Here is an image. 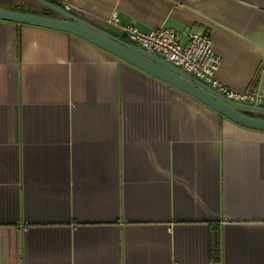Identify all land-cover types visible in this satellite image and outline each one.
<instances>
[{
  "label": "crops",
  "instance_id": "0c3cea01",
  "mask_svg": "<svg viewBox=\"0 0 264 264\" xmlns=\"http://www.w3.org/2000/svg\"><path fill=\"white\" fill-rule=\"evenodd\" d=\"M59 1L128 43L127 26L206 33L217 79L264 91V0ZM0 264H264V132L75 35L0 21Z\"/></svg>",
  "mask_w": 264,
  "mask_h": 264
},
{
  "label": "water",
  "instance_id": "95a60500",
  "mask_svg": "<svg viewBox=\"0 0 264 264\" xmlns=\"http://www.w3.org/2000/svg\"><path fill=\"white\" fill-rule=\"evenodd\" d=\"M17 0H0V21L39 27L75 35L95 45L115 57L150 74L175 89L187 94L217 112L234 124L251 130L264 132V107L238 104L226 100L211 88L165 62L160 57L148 53L136 45L125 42L91 23L64 11L46 0H29L25 10L11 8ZM51 10L59 18L40 15V11Z\"/></svg>",
  "mask_w": 264,
  "mask_h": 264
},
{
  "label": "built area",
  "instance_id": "2783aa9c",
  "mask_svg": "<svg viewBox=\"0 0 264 264\" xmlns=\"http://www.w3.org/2000/svg\"><path fill=\"white\" fill-rule=\"evenodd\" d=\"M61 4V9L72 13L68 4L64 2ZM108 22L117 24L116 15H112ZM123 35L130 44L160 57L230 102L254 106H261L263 103L264 91L261 88L256 87L250 91L236 92L227 88L217 79L216 72L220 65V59L213 52V44L206 33H189L185 43L179 41L173 29L165 27L142 32L134 26H127L123 30Z\"/></svg>",
  "mask_w": 264,
  "mask_h": 264
},
{
  "label": "trees",
  "instance_id": "16d2710c",
  "mask_svg": "<svg viewBox=\"0 0 264 264\" xmlns=\"http://www.w3.org/2000/svg\"><path fill=\"white\" fill-rule=\"evenodd\" d=\"M28 1L29 0H17L11 9L14 11H21L22 12L23 10H25L24 9V3L28 2ZM46 1H48L49 3L55 5L59 8H62L60 5L57 4L58 1L57 2H55L53 0H46ZM39 14L42 16L50 17V18H59V15L56 14L55 12L51 11V10H43V11H40Z\"/></svg>",
  "mask_w": 264,
  "mask_h": 264
},
{
  "label": "flooded vegetation",
  "instance_id": "af4514ba",
  "mask_svg": "<svg viewBox=\"0 0 264 264\" xmlns=\"http://www.w3.org/2000/svg\"><path fill=\"white\" fill-rule=\"evenodd\" d=\"M25 5H26V2L24 3V7H25Z\"/></svg>",
  "mask_w": 264,
  "mask_h": 264
}]
</instances>
